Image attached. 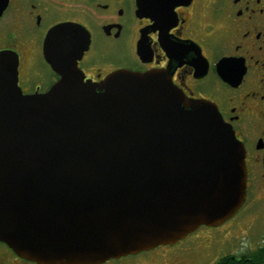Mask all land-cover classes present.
Returning <instances> with one entry per match:
<instances>
[{"label":"water","instance_id":"water-1","mask_svg":"<svg viewBox=\"0 0 264 264\" xmlns=\"http://www.w3.org/2000/svg\"><path fill=\"white\" fill-rule=\"evenodd\" d=\"M189 1L137 0V13L167 23ZM74 30L45 39L61 74L46 92L23 93L18 56L0 51V239L40 263L100 264L232 217L246 150L217 104L164 70L85 80L74 57L89 36L67 52Z\"/></svg>","mask_w":264,"mask_h":264},{"label":"flooded vegetation","instance_id":"flooded-vegetation-1","mask_svg":"<svg viewBox=\"0 0 264 264\" xmlns=\"http://www.w3.org/2000/svg\"><path fill=\"white\" fill-rule=\"evenodd\" d=\"M137 8V0H0V51L18 56L23 93L46 92L61 74L46 57L45 39L69 22L75 30L66 35L67 52L89 36L88 47L74 57L85 80L101 81L119 69H158L188 96L214 101L245 146L247 196L238 211L246 206L247 213L234 229L203 224L196 230L204 233H190L174 247L100 264H188L183 254L190 253L192 264H264V0H191L161 24ZM238 232L248 236L243 245L232 243ZM204 242L208 249L200 255ZM0 264L47 263L0 239Z\"/></svg>","mask_w":264,"mask_h":264},{"label":"rangeland","instance_id":"rangeland-1","mask_svg":"<svg viewBox=\"0 0 264 264\" xmlns=\"http://www.w3.org/2000/svg\"><path fill=\"white\" fill-rule=\"evenodd\" d=\"M247 207L245 206V207H243V208H241V210H239L238 212H237V214L234 216V217H232V218H230V219H228L226 222H224V224H223V226L224 227H227V228H232V229H234V228H236V226H238L237 224H238V222L240 221V218L243 216V215H245L246 213H247V209H246ZM248 211H250V210H248ZM257 215V218H258V220L257 221H262V216H260V217H258L259 216V214H256ZM261 227L260 228H257L256 230H255V232H253L252 234L254 235V237H260L259 236V234L261 233ZM198 230H195V231H193V232H191L192 234V236H195L196 235V232H197ZM212 232H214V233H216V234H219V232H220V230H213ZM197 233H204V232H201V231H199V232H197ZM189 237V236H188ZM187 237V238H188ZM186 238V239H187ZM185 239V238H184ZM233 239L234 240H232V243H234L235 242V244H238V245H240V244H245V241H247L248 240V236L247 235H245L244 233H242V232H238V234H236V235H233ZM180 243V242H179ZM178 243V244H179ZM186 242H184L183 244H185ZM178 244H175V247H178V246H176V245H178ZM166 246H163V245H161V247H168V248H170V247H172L174 244H165ZM180 245V244H179ZM208 245H209V243H205L204 242V246L202 247V252H201V254L200 255H205L206 254V250L208 249ZM174 247V246H173ZM214 248H216L215 246H214ZM177 249V248H176ZM217 249H219V248H217ZM217 249L214 251V252H217ZM181 255V254H180ZM183 256H185V258H186V260H187V263L188 264H192V253H190V254H183Z\"/></svg>","mask_w":264,"mask_h":264}]
</instances>
